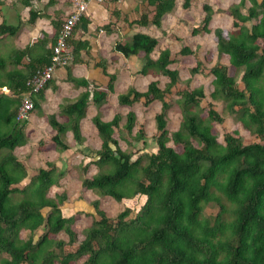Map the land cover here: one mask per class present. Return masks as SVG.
Wrapping results in <instances>:
<instances>
[{
  "label": "trees",
  "instance_id": "trees-1",
  "mask_svg": "<svg viewBox=\"0 0 264 264\" xmlns=\"http://www.w3.org/2000/svg\"><path fill=\"white\" fill-rule=\"evenodd\" d=\"M15 1L28 8L27 15H18L15 23L2 18L0 36H16L23 25L33 26L39 18L49 20L51 31L41 29L24 48L0 55V254H6L0 257V264H71L84 255L80 264H264V0H240L215 10L203 4L204 16L191 31L193 35L210 32L214 13H230L234 30L228 33L219 27L214 29L217 53L227 54L228 63L217 60L209 67L213 76L210 97L223 100L228 115L257 138L250 143H245L237 130L228 129H223V141H218L216 125L222 124L224 117L212 103L203 107L204 90L189 88V79L182 82L178 70L169 66L181 63L190 74H203L202 61L194 60L191 46L181 47L177 58L168 47L155 54L159 40L149 33L135 32L128 42L119 35L114 41L112 53L141 60L140 64L136 61L140 65L138 73L153 79L143 91L129 86L118 95L119 105L128 107L122 126L119 112L109 121L101 118V112L92 117L101 144L93 151L92 159L85 162L82 186L117 202L136 195L146 199L134 217L129 218L131 209L125 207L115 220L99 208L98 197L93 199L91 204L100 217L85 214L90 220L82 230L84 238L70 251L63 249L64 240L53 236L64 231L69 236L67 244H73L76 234L70 223L76 214L62 213L66 193L54 197L46 193L65 175V170L49 163L48 168H39L20 187L27 169L14 149L28 138L24 130L29 119L18 117L22 96L28 95L33 103L31 111L41 114L45 89L55 88L54 73L36 92H32L28 81L37 70L51 64L62 22L68 16L65 8L71 0H62L61 6L60 0H46L38 8L33 6V0ZM147 1L153 9L129 21V25L161 27L163 17L177 6L176 0ZM190 1L183 0L182 7L188 8ZM246 2L249 6L243 12ZM85 15L66 38L73 63L80 61L81 51L90 54L89 42L74 35L82 21L87 23ZM116 16L119 17L118 12ZM108 25L103 29L112 35ZM107 63L106 58L100 57L95 64L109 78L105 87L93 83L89 88V82L81 79L86 90L62 107L66 121L47 116L54 130L50 139L57 149H68L64 141L68 130L76 142L82 143L79 121L85 116L90 98L98 110L109 101L107 95L114 91L116 73L107 70ZM8 64L11 68L6 69ZM228 67L241 73L243 87L235 75L229 74ZM159 75L168 78L163 86ZM178 83L185 85L176 99L181 120L177 129L169 133L168 111L172 107V90ZM152 102L160 104L154 114L156 148L138 153L133 159L132 151L119 146L115 130L126 139L122 131L131 134L136 124L133 104L148 107ZM143 128L140 124L133 138L145 146ZM89 164H95L98 170L85 176ZM210 206L216 209L207 214L205 209ZM44 208L49 210L46 215ZM41 226L46 231L35 238V231ZM21 229L29 231L26 239L19 236Z\"/></svg>",
  "mask_w": 264,
  "mask_h": 264
},
{
  "label": "rangeland",
  "instance_id": "rangeland-1",
  "mask_svg": "<svg viewBox=\"0 0 264 264\" xmlns=\"http://www.w3.org/2000/svg\"><path fill=\"white\" fill-rule=\"evenodd\" d=\"M1 1H3V4L0 5V21L2 20V18H6L8 22L15 21V18H12V15L14 14L13 11H15L17 7H19V2L15 0ZM45 1L46 0H42L41 2H39V4L42 6ZM177 1L179 4L178 7L176 6L177 8H175L174 11L163 18L161 27H156L153 24H148L145 27H139L136 24L129 25V20L122 18L108 25L111 26V28L114 27V30L117 31V34L113 33V36L108 35L109 38H117L119 35H121V40H125L124 42H128L131 40V34L134 31H146L147 33L155 35L159 40V44L155 50V54L158 49L168 47L172 51V54H174V56H176L177 58H180L179 50L181 49V47L186 44L191 46V48H193L195 51L194 60L199 59L200 61H202V66H200V69L202 70L203 74L192 75L187 68H184L185 66H180L181 63H175L169 66L178 70L179 79L182 82L185 83L189 79V88L201 87L204 90L205 97L201 101V105L203 107H208V103H212L214 108L224 117V121L222 122V124L216 125L218 141H223V129H228L230 132H234L235 130H237L239 134H242L244 136L245 143L256 141L257 138L246 131L236 118L230 117L228 115L223 100H213L210 97V93L213 90V76L208 71L209 67H211L217 60L222 63H228L227 54L218 55L217 53L214 29L221 27L222 29H225V31L227 30L228 33L233 31L234 27L232 24V17L230 13H214L209 24L210 32H201L197 35H193L191 32L192 27L198 24L204 16V11L202 8L203 4H209L215 10L217 6L227 8L230 4L238 3L240 0H191V4L187 9H183L182 7L183 0ZM246 6H249V2H246V5L242 6L241 10L243 12L245 11ZM139 16L140 14L138 13L136 17ZM119 17L122 16L119 15ZM251 23L252 22L250 21L247 22L248 25H250ZM104 25L105 23L100 24L102 28ZM24 45V42L20 41L18 35L13 37L2 35L0 36V55L6 56L11 52V50L13 51V47L24 48L26 46ZM109 52L110 54L108 55V57L111 65L113 64V69L116 70V75L119 73V71L123 72L122 75L121 73L119 74L120 78L123 77V79L117 81L118 83L115 86L116 89L114 91V94L111 95L110 101L107 102L105 110L110 109L108 110V114L110 113V116H112L115 112H119L122 116L119 125L122 126L126 120L125 115L127 113L128 107L119 105L117 101L118 95L124 93L127 90L128 86H134L137 89H146L148 82L153 79V77H150L149 75H138L135 71V67L139 68L140 63L138 64L135 60L134 61L137 65H134L135 67H131L128 64L129 62L127 63V60L124 59L125 63L124 61L123 63L125 64V66H127V68L122 69V66L118 65L119 62L115 63L114 61L115 54L111 51ZM131 58H133V56H131ZM134 59L136 58L134 57ZM181 61H183L182 58ZM184 62L185 61H183V63ZM190 63L193 64V61L191 60ZM127 69L130 70V74L129 71H126ZM228 72L230 75H235L239 86L243 87V83L240 81L241 73L236 74V72L230 67H228ZM154 78L156 77L154 76ZM157 78H159L162 86L165 82L168 81V78L163 75H159ZM184 87V84L178 83L172 90V107L168 111L167 123V129L169 133L177 129L181 120V113L176 104V99L179 97L178 92ZM76 99L77 98H75L74 101ZM159 105L160 104L157 102H152L148 107H144L141 103L133 104L132 109L136 112V124L134 125L131 134L123 130L122 135L126 137V139H123L119 137L117 129L115 130L116 133L114 134V136L117 138L119 146L123 150L132 151L134 155L133 159L138 155V153L149 152L151 149L156 148L154 140L158 132H156L155 128L154 114L157 110L155 107H159ZM28 119L32 121L30 116ZM39 119L42 118L40 117ZM63 121L65 122L66 120ZM140 124L144 126L143 129L146 133V137L144 140L146 143L145 146L142 144V141H135V139L133 138V135L140 127ZM84 131L87 132V138H85L86 142H84L83 144L77 143L75 140H72L71 133H68L66 138H64V141L67 143L69 149L59 150L53 145V142L50 139V136L54 133V130L47 124L44 125L40 122L32 121L28 123L27 127H25L24 130L26 135H28L26 143L14 149V154L27 169V176L24 178L23 182L19 184L20 187H22L24 183L30 181L31 177L38 172L39 168H48L49 163H54L57 166V169L63 168L65 170V175L61 179H59L57 184L52 185L46 192L47 195L51 197H54L56 194L62 192L66 193V200L61 206V210L63 211L62 213L69 216L76 214V216L74 217L75 219H73V221L70 223V228L73 229L76 234V241L73 244H67L69 236L64 231H61L53 236L56 239L64 240L65 246H63V249L65 251L75 250L79 242L84 238L82 230L86 227L88 221L90 220L89 217H86L85 214L95 213L97 215V218L100 217L97 212H95L91 204L93 199H97L98 197L97 200L99 201V208L105 211L107 216L113 220H115L117 214L124 210L125 207H129L131 209L129 218L134 217L146 199L143 195H136L129 199H124L120 202H117L114 199L108 198L106 196L99 197L94 193V191L87 190L82 186V169L85 166V162L89 161V159L91 160V158L87 159V157H89L88 155L90 154L91 150H97L95 149V147L99 149L101 144V139L98 134L95 133V130H93V133L96 135H93L92 131L87 128ZM128 140L130 142H128ZM129 143H132V145H130ZM97 170L98 168L95 164H89L86 167L84 175L92 176L97 172ZM18 196L21 195L18 194ZM213 208V206L207 207L205 209V212L207 214L210 212L214 213V210L216 208ZM42 211L46 215L49 210L47 208H44ZM45 231L46 230L43 226L39 227L35 231V238L41 236ZM18 234L22 239H26L29 236V231L26 229H21ZM3 256H6V254L1 253L0 257ZM85 258L86 255L81 256L80 258L72 261L71 264H80L85 260Z\"/></svg>",
  "mask_w": 264,
  "mask_h": 264
},
{
  "label": "crops",
  "instance_id": "crops-1",
  "mask_svg": "<svg viewBox=\"0 0 264 264\" xmlns=\"http://www.w3.org/2000/svg\"><path fill=\"white\" fill-rule=\"evenodd\" d=\"M62 2L63 1L60 0V6L63 4ZM18 4H19V7H17V9L13 11L14 14L12 15V18L14 17L15 21L18 15H20V17L22 18H25L27 11H28L27 7L20 5V3ZM176 5L177 7L179 5L177 0H176ZM33 6L36 8L41 7L39 2L36 0H33ZM52 8L53 6L50 7V9ZM152 9H153V5L149 4L147 0H116V1H111L107 3H101V4L95 3V2L90 3L86 11V15H85L87 23L85 24V22L82 21L79 24L76 32H74V35L76 37H79L81 40H87L89 42L90 44L89 53L90 54H86L84 51H81L79 54L80 61L74 62V63L72 62L71 64H69V66L67 65L63 68H58L57 70H55L54 78H53L55 82V88L52 89L51 87H49L45 89L44 95H43L44 97L40 102L41 114L33 111L30 114L32 121L40 122L44 125L47 124L50 128H51V125L47 121V116H53L56 121L64 122L63 120H66V117H64L61 113L62 107L68 103L74 102V99L78 98L81 95V93L86 90L84 85H82L81 82H79V80L81 79L82 80L86 79L89 82V88L91 87L93 83L100 87H105L106 84L108 83L109 78L106 74L102 72L101 67L95 66V64L100 61V57L106 58L108 61L107 70L110 73L116 72V70L113 69V66H112L113 64L111 65L110 63L108 55L110 54L109 51H111L112 44H114V41L119 38L118 37L109 38L105 30L101 28L100 24H104V23L112 24V22L117 21L118 19H122V18L132 21V20L139 18V17H136L138 13L141 15L142 13L149 12ZM183 9H187V8H183ZM65 10H66V13L70 10V4L65 8ZM117 12H118V15H121L122 17H117L116 16ZM168 14L169 13H167L166 15ZM15 21H10L9 23H12V22L15 23ZM162 22H163V19H162ZM137 26L140 27V25H137ZM161 26H162V23H161ZM141 27H145V26H141ZM41 29L47 32L51 31L49 20L45 18H39L36 21L35 25L33 26L23 25L18 31L17 35L19 36L20 41L24 42V44L26 45L29 41H31L32 38H35L38 35V32ZM115 29H118V28H115ZM111 32L115 34L117 33V31L114 30V27L112 28ZM135 32L147 33L146 31L136 30L131 34V37ZM113 33H112V36H113ZM15 48H18V47H15ZM2 56H5V55H2ZM123 57L124 56L120 53H116L114 55L115 63L119 62L118 65L122 66V69L127 68V66H125L124 64L125 63L124 59L127 60V63L129 62L128 64L131 67H135L134 65H137L135 61H138V63L141 61L138 59L137 60L134 59V57L133 58L131 57L123 58ZM7 68L8 69L11 68V65L8 64L6 66V69ZM126 71H129V74H130L129 69H127ZM135 71L137 72L138 75L143 76L142 74L138 73L139 68L135 67ZM120 73L121 75L123 74V72L119 71V73L116 75V80L114 81V91L116 89L115 86L118 83L117 81H120L123 79V77L120 78L119 76ZM149 76L151 77V75ZM138 90L143 91L145 90V88L138 89ZM114 91L111 93H108L107 96H108L109 101L111 99L110 98L111 95L114 94ZM106 104L107 103L102 104L101 108L98 110V108L91 101V98L89 99L86 112H85V116L81 118L79 121V128H80V132L83 138L82 144L86 142L85 138H87L86 137L87 132L84 131L86 128L91 130L93 135L97 134V131L92 123V117L95 116L96 113L101 112V118L104 121H109L113 117V115L116 113L115 112L113 113L112 116H110V113L108 114V110L110 109L105 110ZM102 113H103V116H102ZM40 117L42 119H39ZM32 121L29 120L28 123ZM28 123L26 124V127ZM93 130H95L96 134L93 133ZM68 133H71L72 135V132L68 130L65 133V138ZM71 138L72 140H74L73 135L71 136ZM89 140H92V139H89ZM95 149H98V148L95 147ZM92 153H93V150L90 151L89 155L87 154L89 156L87 157V159L89 158L92 159L91 157ZM87 190H90V189H87ZM65 216H69V215H65Z\"/></svg>",
  "mask_w": 264,
  "mask_h": 264
},
{
  "label": "built area",
  "instance_id": "built-area-1",
  "mask_svg": "<svg viewBox=\"0 0 264 264\" xmlns=\"http://www.w3.org/2000/svg\"><path fill=\"white\" fill-rule=\"evenodd\" d=\"M111 0H71L68 16L64 18L61 25V30L57 38V42L53 48L51 56V64L42 70H37L28 84L31 83L32 92L40 90L46 81L52 78L53 73L57 68H63L72 61V55L68 50L66 38L72 34L75 24L86 13L90 3H107ZM33 107V103L28 95L22 96V103L19 107L18 117L28 118L29 112Z\"/></svg>",
  "mask_w": 264,
  "mask_h": 264
},
{
  "label": "clouds",
  "instance_id": "clouds-1",
  "mask_svg": "<svg viewBox=\"0 0 264 264\" xmlns=\"http://www.w3.org/2000/svg\"><path fill=\"white\" fill-rule=\"evenodd\" d=\"M67 13H68V12H67ZM85 14H86V13H85ZM85 14H84V15H85ZM76 24H77V23H76ZM76 24H75V26H76ZM75 26H74V28H75ZM74 28H73V29H74ZM72 32H73V30H72ZM72 59H73V58H72ZM71 63H72V61H71L69 64H71ZM69 64H68V65H69ZM32 109H33V107H32ZM31 112H32V111L29 112V116H30ZM28 118H29V117H28ZM28 118H27V119H28Z\"/></svg>",
  "mask_w": 264,
  "mask_h": 264
}]
</instances>
